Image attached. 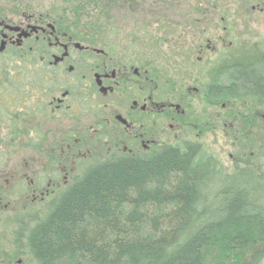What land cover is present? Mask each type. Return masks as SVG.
<instances>
[{
  "label": "flooded vegetation",
  "instance_id": "1",
  "mask_svg": "<svg viewBox=\"0 0 264 264\" xmlns=\"http://www.w3.org/2000/svg\"><path fill=\"white\" fill-rule=\"evenodd\" d=\"M133 7L146 10L143 20L163 32L165 72L136 50L113 49L78 34L59 12L41 13L15 0H0V159L4 147L16 149L14 184L5 185L0 160V222L7 216V195L33 204L62 193L93 152L107 158L144 156L165 145L202 148L205 133L235 141L256 136L257 120L264 123V114L257 115L253 105L235 104L249 97L237 91L233 73L263 62L264 54L218 69L211 4L194 13L195 28L185 29L178 20L183 15L178 0L133 2ZM210 67V73L201 71ZM4 136L9 145L1 146ZM236 142L238 152L229 154L234 167L259 172L261 164L243 160ZM213 162V169L226 176ZM16 214V243L27 248L33 216L29 224V213ZM7 257L0 252V263H11Z\"/></svg>",
  "mask_w": 264,
  "mask_h": 264
},
{
  "label": "trees",
  "instance_id": "2",
  "mask_svg": "<svg viewBox=\"0 0 264 264\" xmlns=\"http://www.w3.org/2000/svg\"><path fill=\"white\" fill-rule=\"evenodd\" d=\"M151 1L62 0L60 16L99 41L133 10L134 19L146 14L131 3ZM245 66L233 73L237 91L264 105V61ZM196 152L165 145L94 162L33 216V256L39 264H263L264 173L222 176L212 159L194 162Z\"/></svg>",
  "mask_w": 264,
  "mask_h": 264
},
{
  "label": "rangeland",
  "instance_id": "3",
  "mask_svg": "<svg viewBox=\"0 0 264 264\" xmlns=\"http://www.w3.org/2000/svg\"><path fill=\"white\" fill-rule=\"evenodd\" d=\"M13 1V0H12ZM21 2L24 6H32L34 10L38 12H53L61 13L60 8L64 7L62 0H15ZM178 4L183 9V15L179 20V24L183 28H195L196 16L194 13H203L208 4L213 7L212 21L214 29H216L218 37V49L213 55L214 62H217L218 69L224 64H230L232 62H245L251 61L254 57L264 54V0H178ZM259 4L254 11L253 6ZM262 9V10H261ZM223 17L225 18L223 20ZM139 19H131L130 21L118 22L120 28L116 30H110L105 36L101 37V40L97 41L100 44H106L112 48H126L130 51L136 50L139 57H146L152 59L157 70L165 72L166 69V55L165 42L162 40L163 32L160 30V26L153 22L143 20V14L139 15ZM142 23H141V22ZM113 48V49H114ZM204 73H210V68L201 69ZM236 105L248 104L255 106L256 114H264L263 104L254 99L248 98L245 100L235 101ZM232 101V102H233ZM231 102V103H232ZM208 112L210 109L208 108ZM245 112V111H244ZM261 118V115L260 117ZM255 130V129H254ZM256 136L253 140L250 138L242 141V139H236L240 143V154L243 150V160H248L252 164H261V172L264 173V123L262 119L257 120ZM194 134V133H193ZM5 139L1 146L9 145V137L4 136ZM2 137V139L4 138ZM196 139V135L190 136ZM189 137V138H190ZM8 138V139H6ZM185 138V137H184ZM186 139V138H185ZM235 140L226 137L223 139L221 136H212L211 133H205V138H202V148H196V157L194 162L203 163L207 158L221 164V169L224 174H235L238 172L234 167L235 158L230 157V153L235 156L238 152L237 147H233ZM253 142L254 144H252ZM5 143V144H4ZM175 144L176 146H181ZM16 149L6 146L3 149L2 160L3 174L5 185H12V176L15 173L14 170V154ZM239 154V153H238ZM239 154V155H240ZM88 160L84 161L82 169L79 170L77 175L82 176L89 166L96 161H104L108 155H102L100 153L93 152L88 155ZM238 168H247L245 164H238ZM257 167V166H255ZM74 174L73 176H75ZM79 176V177H80ZM16 181V179L14 180ZM13 182V183H12ZM214 191V190H213ZM259 195L264 196V190L257 191ZM63 193V192H62ZM62 193L51 194L43 200L35 203L27 202L25 198L21 196L15 197L14 194L7 195L5 203H8L7 216L0 222V252H7L11 263L0 264H39L38 260L30 252L29 247H22V242L16 243L17 239V227L15 223L16 211L20 210L23 214L29 213L27 217L28 223L32 216L38 214L44 215L48 209L49 203L58 198ZM210 205V203H209ZM14 208H17L15 210ZM27 222V221H26ZM27 232H24L26 236ZM26 240V239H25ZM264 264V263H263Z\"/></svg>",
  "mask_w": 264,
  "mask_h": 264
}]
</instances>
